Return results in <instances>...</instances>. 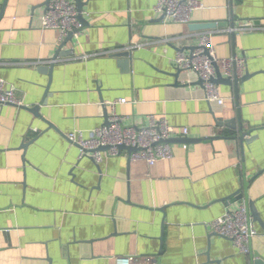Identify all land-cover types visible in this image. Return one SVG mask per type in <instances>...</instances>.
Returning <instances> with one entry per match:
<instances>
[{"label":"crops","instance_id":"crops-1","mask_svg":"<svg viewBox=\"0 0 264 264\" xmlns=\"http://www.w3.org/2000/svg\"><path fill=\"white\" fill-rule=\"evenodd\" d=\"M45 1L0 0V78L54 124L31 109L0 106V264H116L121 255L144 264H252L211 222L241 206L245 198L227 199L238 190L264 221V28L230 30L249 20L264 27V0H200L205 7L192 13V22L227 21L209 29L218 56L244 58L256 73L239 92L220 84L224 105L206 99L193 70L176 75V54L190 53L204 31L160 20L156 0H81L87 25L63 46L73 53L51 76L40 71L64 41L41 26ZM118 98L128 100L116 106L128 126L148 125L156 114L190 128L192 138L231 136L237 130L219 127L218 118L240 115L250 140L187 148L175 141L172 158L153 166L126 149L100 163L80 158L67 133L101 126ZM253 223L251 250L264 258V226Z\"/></svg>","mask_w":264,"mask_h":264},{"label":"built area","instance_id":"built-area-1","mask_svg":"<svg viewBox=\"0 0 264 264\" xmlns=\"http://www.w3.org/2000/svg\"><path fill=\"white\" fill-rule=\"evenodd\" d=\"M156 13L182 24L192 22V13L195 10L203 9L205 4L200 0H156L154 4ZM45 14L42 19L43 29H55L60 32L62 41L69 33H73L75 38H79L85 28L83 21L79 18V9L73 0H49L45 7ZM264 28L261 24L253 20L244 22L239 28H231L233 31H257ZM200 43L190 53L178 52L175 56L177 67L182 70H193L200 79L203 80L206 99L210 102H217L224 105L226 96L221 92L219 84L214 82L216 74V64H218L224 74L234 76L237 74L241 78L245 74L246 61L244 58L220 57L216 52L214 39L209 30H204L200 36ZM140 45L134 43L128 46L127 50H134ZM73 58V57H70ZM59 59V58H58ZM56 59V61L58 60ZM52 62V60H48ZM234 69L236 70L234 74ZM127 98H118L109 102L112 113L109 116L108 124L93 128L88 132L85 130H73L67 133L70 141L75 143L80 149V158L85 155H92L98 163L102 162L106 156H117L122 151L119 145L138 147L137 152L131 155L133 160L143 159L149 165H155L159 160L170 159L175 153L174 146L170 143H162L175 136H188L190 128L176 127L170 123L165 115L153 114L150 116L148 125H125L123 116L116 112L118 103L127 102ZM16 105L24 106L23 100L16 96L15 87L0 78V106ZM35 132H39L38 127H33ZM108 145V150H99L101 146ZM186 148L188 145H184ZM94 151V152H92ZM211 230L225 238H230L234 246L242 253L251 252V241L259 233L254 228L253 218L249 213V207L244 201L235 210H227L223 215L215 218L211 222ZM116 264H144L141 258L129 255L116 257Z\"/></svg>","mask_w":264,"mask_h":264},{"label":"water","instance_id":"water-1","mask_svg":"<svg viewBox=\"0 0 264 264\" xmlns=\"http://www.w3.org/2000/svg\"><path fill=\"white\" fill-rule=\"evenodd\" d=\"M78 9H79V18L83 21L85 27L87 25V20L85 19L84 15H83V7H82V1L81 0H73ZM49 3V0H46L44 2V5L45 7L48 5ZM231 3L233 4V0H231ZM163 19V16L160 17V20ZM260 20H257L256 23L260 24ZM228 25V22L227 21H221V22H218V21H204V22H191L189 24V28L190 30L192 31H204V30H209V29H217L219 27H226ZM232 28H236V25L235 23H233V25H231ZM233 33L235 34L236 32L233 31ZM73 33H69L65 38H64V41H63V44L62 46L60 47L59 50H57V52L54 54V56L51 58L52 62L50 63H46V65H42L40 66V71H43L44 73H48L50 76L52 75L53 73V69L57 63L56 59L58 58H61L63 57L64 55L66 56H69L73 53L72 49H66V50H63V46L66 45V42L67 41H72L73 40ZM120 56H129L130 53L129 51H123V52H120L118 53ZM236 56V55H235ZM183 70L178 68V72L176 73V75L178 76L179 73H181ZM264 72V70H261ZM236 70L234 69V74H235ZM216 74H217V77H215L213 80L215 83L217 84H223V83H226V84H230L232 85L234 88H235V91L236 92H239L238 91V86L241 82H243L244 80L254 76L256 73H250L249 71H245V74L241 77V78H238L237 74H235L234 76H227L226 74H224L220 68V66L218 64H216ZM199 83H201L203 85V80L200 79ZM49 89V88H48ZM42 103H45L46 104V98L43 100ZM22 107H25L27 109H31L35 114H37L39 117H41L42 119H44L46 121V119L44 118V116L42 114H40V105H34V106H22ZM105 124H108L109 123V112L107 110V107L105 108ZM47 123L50 124V126H53L54 127V124H52L49 120L46 121ZM217 125L219 127H230V128H233L235 130H237V134H234V135H210V136H207L206 138H192L190 136H181V137H175V136H172V138L170 139H167V140H162L161 142L162 143H170L172 144L173 142L175 141H179L181 143H184L185 145L187 144H190V142H197V141H207V140H213V139H218V138H232V139H235V140H238L239 143L242 145V147H244V141H248L250 139H248V136L251 134V131H248L246 130V126L243 125V121L241 120V116L239 115V118H238V121H236V119H231V120H227V119H222V118H218V123ZM24 148H26L27 144L24 143ZM120 147V150L123 151L124 149L128 150L130 152V155H132L133 153L137 152V150L139 149L138 147H132V146H127L125 144H120L119 145ZM108 150L109 149V146L108 145H105V146H101L99 148V150ZM94 152V151H92ZM131 158V156H130ZM94 159V158H93ZM245 198V202L247 203L248 207H249V213L251 214L252 218L255 220V221H258L260 222V224L262 226H264V221L263 219L261 218V215L258 213L257 209H256V205H255V201L250 199V197L248 196V193L245 192V190H238L237 192L227 196V199L231 200L232 202H235L237 200H241V199H244ZM251 250V249H250ZM250 255H251V263L252 264H264V258H260V257H257L258 255H256V253H254V251L251 250L250 252Z\"/></svg>","mask_w":264,"mask_h":264}]
</instances>
